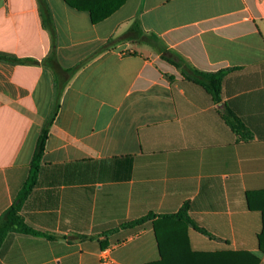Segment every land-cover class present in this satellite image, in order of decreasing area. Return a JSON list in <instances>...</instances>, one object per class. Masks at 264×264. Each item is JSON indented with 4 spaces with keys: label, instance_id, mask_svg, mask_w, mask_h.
I'll return each instance as SVG.
<instances>
[{
    "label": "crops",
    "instance_id": "obj_1",
    "mask_svg": "<svg viewBox=\"0 0 264 264\" xmlns=\"http://www.w3.org/2000/svg\"><path fill=\"white\" fill-rule=\"evenodd\" d=\"M47 4L58 63L86 61L21 205L35 233L9 232L0 264H264V0H126L96 24ZM49 48L36 0H0V54ZM190 69L223 71L217 100ZM52 97L47 68L0 58V216Z\"/></svg>",
    "mask_w": 264,
    "mask_h": 264
},
{
    "label": "trees",
    "instance_id": "obj_2",
    "mask_svg": "<svg viewBox=\"0 0 264 264\" xmlns=\"http://www.w3.org/2000/svg\"><path fill=\"white\" fill-rule=\"evenodd\" d=\"M40 19L42 26L48 32L50 36V48L46 56L40 61H36L30 58H16L15 56L0 54V58H6L11 60L15 63H39L45 68H47L53 77V97L52 103L50 106V110L48 116L45 118L42 127L40 129L39 135L36 140L35 148L33 151V155L29 164V173L28 177L22 186L21 190L17 194L16 198L14 199L12 205L6 209L0 216V244L2 243L3 239L9 232H18V233H30L33 234L35 231L29 227L22 215L20 214V209L22 202L31 192L35 180L36 175L39 170L40 161L44 151V145L47 137V133L49 130L50 125L53 122L54 117L57 114L58 107H59V100L64 90L65 86L72 78V76L76 73V71L85 63L86 60L76 63L70 67H62L57 60L56 56V44H55V31L52 23V18L49 12L47 0H36ZM126 0H65L66 4L71 8H74L79 11H85L89 14L90 21L92 24H96L108 16H110L114 11H116ZM135 23V22H134ZM128 37L133 35L139 34L142 35L140 29L135 30V24L130 26L127 33ZM153 39H157L155 36H150ZM112 45V40L109 39L105 45L98 48L95 53H99L104 49L108 48ZM92 54L91 56H93ZM90 56V57H91ZM189 77L201 85L211 96L214 100L219 98L220 93V86L221 80L223 77V71H218L215 73H203L197 70L190 69ZM232 127L235 129H239L243 127V125L239 122L232 124ZM153 214H148L144 217L134 220L130 224H140L146 219L153 217ZM182 210L167 215V217L173 218H184L186 221L191 222L188 218L183 217ZM264 249L263 247L261 248ZM253 257V261L251 264H257L258 258L255 256ZM232 264H241L240 262H234Z\"/></svg>",
    "mask_w": 264,
    "mask_h": 264
},
{
    "label": "built area",
    "instance_id": "obj_3",
    "mask_svg": "<svg viewBox=\"0 0 264 264\" xmlns=\"http://www.w3.org/2000/svg\"><path fill=\"white\" fill-rule=\"evenodd\" d=\"M105 252V250H103L101 253V256H100V264H106L108 262V259L106 258L105 255H103V253Z\"/></svg>",
    "mask_w": 264,
    "mask_h": 264
}]
</instances>
